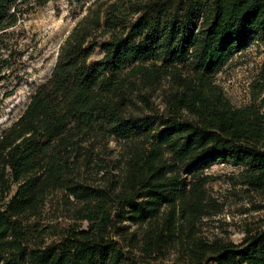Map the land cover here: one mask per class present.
<instances>
[{
	"label": "trees",
	"instance_id": "obj_1",
	"mask_svg": "<svg viewBox=\"0 0 264 264\" xmlns=\"http://www.w3.org/2000/svg\"><path fill=\"white\" fill-rule=\"evenodd\" d=\"M29 3L0 0V43ZM253 39L264 0H95L0 130V264H264V226L203 230L215 163L264 194V63L250 105L215 81Z\"/></svg>",
	"mask_w": 264,
	"mask_h": 264
},
{
	"label": "rangeland",
	"instance_id": "obj_2",
	"mask_svg": "<svg viewBox=\"0 0 264 264\" xmlns=\"http://www.w3.org/2000/svg\"><path fill=\"white\" fill-rule=\"evenodd\" d=\"M94 1L54 0L45 7H36L35 0H30L29 13L1 36L2 53L9 58L10 68L0 79V130L20 117L36 89L49 79L60 46ZM263 63L264 45L253 39L215 76L235 107L253 102ZM110 146L115 147V143ZM237 173L235 166L225 162L207 170L212 178L209 193L222 206L219 213L204 219L203 230L210 239L239 243L248 227L264 226V194L235 186L232 179Z\"/></svg>",
	"mask_w": 264,
	"mask_h": 264
}]
</instances>
